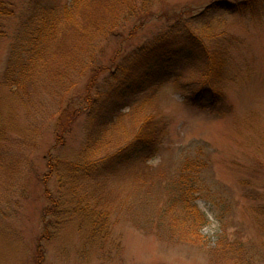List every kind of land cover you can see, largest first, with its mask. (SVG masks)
<instances>
[{"label":"rangeland","instance_id":"obj_1","mask_svg":"<svg viewBox=\"0 0 264 264\" xmlns=\"http://www.w3.org/2000/svg\"><path fill=\"white\" fill-rule=\"evenodd\" d=\"M8 1L14 15L0 38V264H264V11L214 8L199 16L222 0H132L141 26L133 18L109 39L104 32L71 39L51 57V69L25 74L17 86L7 67L23 24L33 8L56 0ZM82 10L70 25L85 24ZM169 32L203 52L125 76L133 53ZM213 51L222 53L223 80L211 104L193 96L208 81L205 58ZM91 55L106 68L96 88L91 71H73ZM58 69L69 80L55 76ZM89 96L91 104L81 102ZM73 107L81 110L66 146L51 151L62 112ZM97 117L116 121L107 128ZM93 133L104 139L101 150L144 140L114 173L79 185L85 217L50 215L45 192L58 196L59 183L43 181L47 155L73 159Z\"/></svg>","mask_w":264,"mask_h":264},{"label":"trees","instance_id":"obj_2","mask_svg":"<svg viewBox=\"0 0 264 264\" xmlns=\"http://www.w3.org/2000/svg\"><path fill=\"white\" fill-rule=\"evenodd\" d=\"M49 7L51 8L43 5L39 11L33 8L23 24L24 32L22 36L19 37L21 40L20 44L14 47L7 67L8 77H10V74H16L17 86H21L23 79L29 78L25 74L28 75L30 72L41 73L42 68L43 70L51 69L53 66L51 57L54 55L57 57V54L61 51V46H68L69 40H77L79 38L78 43L83 41L87 42L88 38H92L95 34L99 33L102 35L103 32L102 36L109 39L110 36H114L116 29L120 28L125 21L135 18L137 21H141L139 23L140 26L142 25L141 23H143V18L138 17L139 11L132 5V0H66L65 3H62V0H56V3H53ZM81 7L86 9L87 12L85 10L83 12L82 10L77 14H81L82 18L84 16L83 14H85V24L81 27L70 25L74 20L73 15L80 10ZM214 8H220L225 11L230 10L233 13L234 11H243L242 14L244 15H254L264 11V0H246L239 1L238 3H231L228 0L215 1L208 5L199 16H201L203 12ZM107 10H109L108 15H110V19L104 15V12L107 14ZM13 15V4L8 0H0V38L6 37L3 21L9 19ZM75 23L79 24L76 18ZM22 41L23 43L21 45ZM51 48H53V50H51ZM203 48L199 52L202 53ZM199 52L198 46L192 42L191 39L185 38L177 32H173L172 34L169 32L156 37L154 41L138 48L137 51L133 53L136 58L134 63L125 68V73H127L125 76L130 75L134 78L143 73L145 68L149 65L172 62L176 58H182L184 56L186 58H194L195 54ZM221 60L222 53L218 51L210 52V54L206 56L205 61L208 66H210L209 74L207 75L208 81H205L199 93H194L193 98L196 97L195 99L201 102L210 101L211 104L218 100V95L220 93L213 86L216 82L220 84L223 80V76L220 74L221 68L216 69V66L221 63ZM109 64H113V62L110 60ZM58 70L59 74L55 76L63 81L69 80L70 72L68 70ZM73 71L79 72L80 75H83L86 71H91L93 76L89 86L96 88L97 85H95V83L97 84L98 78L106 71V68L103 65V61L99 60V57L91 55L86 62L83 61L81 65L74 66ZM90 101L91 99L89 96L87 99L83 98L81 102L91 104ZM77 110L80 111L81 108L73 107L69 110L65 109L62 112V114L65 113L66 117L64 120L66 122L62 126V129L57 132L56 143L51 148V151L54 150V148L57 150L66 146L67 132L76 122V118L79 115L77 114ZM104 120V118H96L97 123L109 128L114 125L116 117H109L108 120ZM146 136L147 135H145V138ZM98 137L99 135L96 137L94 133L90 134V136L87 137L84 147L80 149L73 159L55 155L51 151L47 155V171L43 181L46 183L45 185H47L51 179L56 178L59 183L58 196L53 195L49 190L45 192L48 201H51V205L48 207L50 215L53 214V216H62V218H64V215L71 217L76 214L79 217H85L88 211L82 207L83 200L81 197L77 198L76 196L79 195L77 190L79 185H84V187L88 186L93 181L114 173L117 168L123 166L132 159V153H140L138 143L144 140L141 139L140 136H137L135 142L132 143L131 146L128 145L118 149L109 148L108 150H101V144L104 139L103 137ZM153 137L154 135L149 139ZM186 187L190 189L188 183H186ZM73 199L81 206L79 211L67 204L68 201H73ZM63 220L66 222L69 221L67 219ZM46 230L47 234H52L54 227L50 224L45 227V231ZM97 230H99V228L92 231L93 234L90 235L92 236L90 239H93V237H95L94 235L98 234ZM105 231L106 228H104L103 222L99 234L103 235ZM43 240L45 239L41 237V241ZM40 254L41 246L37 250V255L39 256Z\"/></svg>","mask_w":264,"mask_h":264}]
</instances>
